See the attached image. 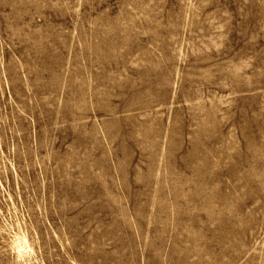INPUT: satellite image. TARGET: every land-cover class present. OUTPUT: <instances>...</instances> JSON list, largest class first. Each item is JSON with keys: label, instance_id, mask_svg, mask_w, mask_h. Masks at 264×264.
I'll return each mask as SVG.
<instances>
[{"label": "rangeland", "instance_id": "374dc122", "mask_svg": "<svg viewBox=\"0 0 264 264\" xmlns=\"http://www.w3.org/2000/svg\"><path fill=\"white\" fill-rule=\"evenodd\" d=\"M0 264H264V0H0Z\"/></svg>", "mask_w": 264, "mask_h": 264}]
</instances>
